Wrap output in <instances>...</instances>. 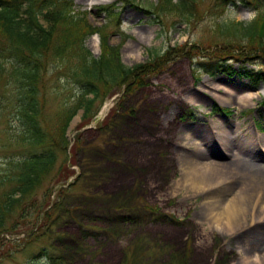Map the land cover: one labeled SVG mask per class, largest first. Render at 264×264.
<instances>
[{
    "label": "rangeland",
    "instance_id": "rangeland-1",
    "mask_svg": "<svg viewBox=\"0 0 264 264\" xmlns=\"http://www.w3.org/2000/svg\"><path fill=\"white\" fill-rule=\"evenodd\" d=\"M74 1L78 9H90V19L100 25L104 15H98L99 6L115 0ZM155 1L131 0L141 7ZM118 5H123L121 29L127 35L120 54L127 66L176 44L220 37L212 20L163 29L158 18L132 4L119 0ZM253 15L246 7H229L223 19L249 21ZM121 41L119 33L109 38L113 45ZM85 44L98 56V36ZM256 61L246 63V70L264 63L263 58ZM194 66L188 58H173L116 112L110 113L120 93L102 103L89 125L78 128L81 110L72 118L67 138L73 144L81 131L73 168L85 175L84 191L63 200L53 225L49 243L60 264H264V213L257 211L264 210V124L260 130L255 126L264 113V85L244 104L237 95L257 89L240 74L239 63L231 64L232 76L203 73L198 82ZM213 102L231 108L232 114L211 111ZM55 111V103H49V124ZM211 163L218 165V184L192 190V168L202 170ZM239 190L259 192L260 205L248 206L236 231H223L213 217ZM161 214H172L179 222ZM38 247L16 240L12 258H1L0 264H24Z\"/></svg>",
    "mask_w": 264,
    "mask_h": 264
},
{
    "label": "trees",
    "instance_id": "trees-1",
    "mask_svg": "<svg viewBox=\"0 0 264 264\" xmlns=\"http://www.w3.org/2000/svg\"><path fill=\"white\" fill-rule=\"evenodd\" d=\"M117 2L100 7L105 23L96 26L74 0H0V259H11L19 240L39 245L24 264H60L49 243L53 225L63 200L84 191L81 172L68 182L81 140L71 148L73 164H67L66 154L65 131L79 110L80 125L87 124L97 101L121 89L131 95L173 58L196 59L206 73L231 75V63H241L242 69L264 59V0H157L143 10L163 24L195 27L208 19L220 37L207 44H178L127 66L121 61V43H109L111 34L121 32ZM238 5L254 9V18L218 20L229 6ZM94 33L100 38L97 57L85 46ZM241 73L254 86L264 82V65ZM49 103L56 106L50 124ZM161 216L178 222L173 215Z\"/></svg>",
    "mask_w": 264,
    "mask_h": 264
},
{
    "label": "bare ground",
    "instance_id": "bare-ground-1",
    "mask_svg": "<svg viewBox=\"0 0 264 264\" xmlns=\"http://www.w3.org/2000/svg\"><path fill=\"white\" fill-rule=\"evenodd\" d=\"M93 37L96 38V35H93ZM262 88L263 87H260L256 91H247L242 94H238L237 100L244 102V104L249 103L250 100L259 95ZM207 165L208 166L202 170H196V168H192L193 170L191 172L189 171V174L188 171L185 172L186 175L188 174V176H190L189 182L192 186V190L203 191L218 184V181L214 178V174L217 172L216 169L218 168V165L214 163ZM258 193L259 192H255L254 195H248L242 190L237 191V193L223 207L222 212H220L218 216L213 217V221L218 222L220 226L219 228H221L223 231H236L238 227H241L243 219L249 213V210H247L248 206L252 203L260 205L258 203L261 201V196L257 195ZM257 211L258 215L264 213V210L261 208H258ZM250 237L253 238L252 235Z\"/></svg>",
    "mask_w": 264,
    "mask_h": 264
}]
</instances>
